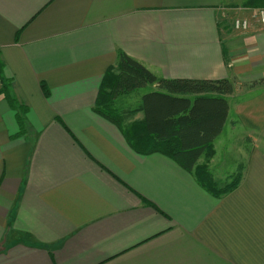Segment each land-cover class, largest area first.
Segmentation results:
<instances>
[{"label": "crops", "instance_id": "1", "mask_svg": "<svg viewBox=\"0 0 264 264\" xmlns=\"http://www.w3.org/2000/svg\"><path fill=\"white\" fill-rule=\"evenodd\" d=\"M247 3L0 0V78L19 107L0 92V264H264V26ZM119 53L158 78L232 81L198 162L216 184L239 177L231 193L135 152L95 112Z\"/></svg>", "mask_w": 264, "mask_h": 264}, {"label": "trees", "instance_id": "2", "mask_svg": "<svg viewBox=\"0 0 264 264\" xmlns=\"http://www.w3.org/2000/svg\"><path fill=\"white\" fill-rule=\"evenodd\" d=\"M247 7L262 8L264 0H248ZM5 81L0 78V92L18 109L8 94L10 82ZM148 86H155L156 90L141 96L139 110L143 119L125 125L123 114L115 107L116 98ZM233 91V83L228 79L158 78L137 61L119 53L116 64L105 72L95 112L114 124L135 152L159 153L170 158L185 171L192 172L209 194L221 198L238 186L240 178L218 186L206 164L198 162L213 156V142L222 132L228 115L226 97Z\"/></svg>", "mask_w": 264, "mask_h": 264}, {"label": "rangeland", "instance_id": "3", "mask_svg": "<svg viewBox=\"0 0 264 264\" xmlns=\"http://www.w3.org/2000/svg\"><path fill=\"white\" fill-rule=\"evenodd\" d=\"M0 86H1V82H0ZM150 87L151 86H148V87H146V88H141V89H138V90H136L135 92H133V93H131V95L130 94H128V95H130L131 97H130V100L132 99V96H138L139 94V96L141 97L144 93H146V92H148V90L150 89ZM126 95H121V96H119V97H117L116 98V100H115V107L118 109V111H120V113H124V111L127 109H129L128 107H131L132 105L134 106V105H140V97L138 98V102L137 101H133V102H129V99L127 98V97H125ZM128 105V106H127ZM121 114V115H122ZM126 114H127V112H126ZM132 116H130V117H127V115H124L125 116V122L127 123V121L128 120H132L133 122H134V120L133 119H136L137 118V113L135 112V113H132L131 114ZM229 154H228V157H231V156H233V150H232V148L230 149L229 147H228V149L226 150ZM221 154H222V158H223V152H222V150H221ZM230 159V158H229ZM227 161H230V160H227ZM202 164H203V162H201ZM220 174H223V175H220L218 178H216L215 179V181L218 183V184H220V185H218V186H223L224 184H225V175H226V172H221ZM231 179H228V181H230ZM227 181V182H228ZM217 189H219V188H217Z\"/></svg>", "mask_w": 264, "mask_h": 264}, {"label": "built area", "instance_id": "4", "mask_svg": "<svg viewBox=\"0 0 264 264\" xmlns=\"http://www.w3.org/2000/svg\"><path fill=\"white\" fill-rule=\"evenodd\" d=\"M251 19L264 26V7L255 9L251 12ZM250 19H235L232 27L235 31L245 32L250 28Z\"/></svg>", "mask_w": 264, "mask_h": 264}]
</instances>
